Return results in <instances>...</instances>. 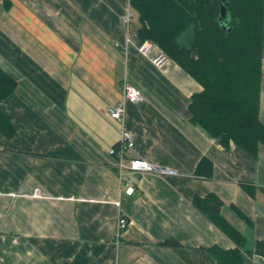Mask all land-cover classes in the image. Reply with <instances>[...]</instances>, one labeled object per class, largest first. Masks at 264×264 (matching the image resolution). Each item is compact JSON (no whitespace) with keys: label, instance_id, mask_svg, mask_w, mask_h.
Returning a JSON list of instances; mask_svg holds the SVG:
<instances>
[{"label":"crops","instance_id":"obj_1","mask_svg":"<svg viewBox=\"0 0 264 264\" xmlns=\"http://www.w3.org/2000/svg\"><path fill=\"white\" fill-rule=\"evenodd\" d=\"M136 29L130 0H0V69L15 81L0 101L12 125L0 127V264H218L216 249L237 243L193 205L209 194L243 237V263L264 264V144L248 152L192 123L202 86L172 60L156 69L127 43ZM125 81L143 99L125 103L134 145L119 169L107 109ZM131 157L175 172L131 171Z\"/></svg>","mask_w":264,"mask_h":264},{"label":"trees","instance_id":"obj_2","mask_svg":"<svg viewBox=\"0 0 264 264\" xmlns=\"http://www.w3.org/2000/svg\"><path fill=\"white\" fill-rule=\"evenodd\" d=\"M221 3L226 5V15L219 20ZM263 3L264 0H130L137 41H152L202 86L190 97V121L219 142L231 140L248 152L258 143L264 144V125L258 118ZM14 88V79L0 69V101ZM1 126L12 130L0 111ZM205 163H199L198 172L203 171ZM210 170L209 166L208 174ZM193 205L237 243L231 250L216 249L218 264H246L238 248L243 237L220 214L218 198L211 194L195 197Z\"/></svg>","mask_w":264,"mask_h":264},{"label":"built area","instance_id":"obj_3","mask_svg":"<svg viewBox=\"0 0 264 264\" xmlns=\"http://www.w3.org/2000/svg\"><path fill=\"white\" fill-rule=\"evenodd\" d=\"M131 13H128L124 17L126 25L130 23ZM128 44L133 45L139 54L144 58L148 59L149 62L158 70H163L170 61V58L162 51L152 53L155 44L150 40H143L141 42H135L131 36L126 37ZM143 99L141 92L128 82H124L122 85V99L117 105H113L107 109L108 115L111 119L119 123L118 136L116 143L109 149V153L117 157V166L119 169L124 167L122 163L123 157L132 151L134 145L133 133L124 126V114H125V103H136ZM127 168L135 172H153L158 175L163 174H174L175 170L168 167L156 166L145 159L139 157H131L127 165ZM135 191L132 185H129L125 189V193L131 195ZM11 196H15L14 193H9ZM32 197L38 198L41 196L38 188L33 189L31 193ZM115 205L119 202L115 201ZM127 227V219L124 216H118L116 224V237H119L121 233Z\"/></svg>","mask_w":264,"mask_h":264},{"label":"water","instance_id":"obj_4","mask_svg":"<svg viewBox=\"0 0 264 264\" xmlns=\"http://www.w3.org/2000/svg\"><path fill=\"white\" fill-rule=\"evenodd\" d=\"M219 20L223 19L226 15V5L224 3L220 4V8H219ZM223 29H225V27L223 26Z\"/></svg>","mask_w":264,"mask_h":264},{"label":"bare ground","instance_id":"obj_5","mask_svg":"<svg viewBox=\"0 0 264 264\" xmlns=\"http://www.w3.org/2000/svg\"><path fill=\"white\" fill-rule=\"evenodd\" d=\"M125 125V124H124ZM119 238V237H118Z\"/></svg>","mask_w":264,"mask_h":264},{"label":"rangeland","instance_id":"obj_6","mask_svg":"<svg viewBox=\"0 0 264 264\" xmlns=\"http://www.w3.org/2000/svg\"><path fill=\"white\" fill-rule=\"evenodd\" d=\"M170 62V61H169Z\"/></svg>","mask_w":264,"mask_h":264}]
</instances>
